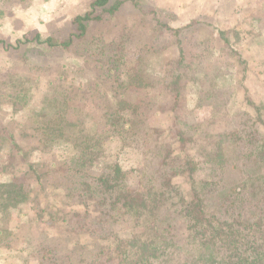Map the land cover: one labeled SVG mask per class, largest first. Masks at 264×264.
<instances>
[{"label":"rangeland","instance_id":"obj_1","mask_svg":"<svg viewBox=\"0 0 264 264\" xmlns=\"http://www.w3.org/2000/svg\"><path fill=\"white\" fill-rule=\"evenodd\" d=\"M115 1H123V7L112 15L99 7L91 9L93 0H0V42L5 43H0V122L4 123L0 126V182L13 177L27 191L26 204L5 213L0 209V264H40L42 260L31 255L42 245L56 249L58 262L68 258L73 264L92 263L94 244L85 230L78 235V230L72 234L65 231V244L50 239L56 238L53 223L64 221L71 212H87L82 222L86 229L97 222L99 209L92 199L83 205L87 195L85 199L66 195V177L72 172L68 176L72 179L74 173H67L72 164H62L77 150L75 139L93 131V122L100 125V131L104 129L105 103L98 97L102 90L91 85L102 82L107 86L121 71L119 77L128 84L124 99L139 109L137 122L144 120L128 133L127 146L125 142L106 146L112 160L128 173L141 166L142 156L136 148L156 146L152 153L160 161L159 156L166 157L170 150L180 153L182 159L170 160L169 165L163 162V172L155 177L157 188L165 192L162 198L189 200L197 189L204 190L198 184L207 181L206 196H200L207 209L213 208L211 196L225 187V170L217 171L216 176L209 164H201L198 167L205 171L189 174L181 172V166L191 159L199 161L198 157L207 153V136H230L239 131L244 119L239 112L249 109V100L264 103V0H110ZM86 12L102 20L89 23L86 38L75 40L69 49L45 52L30 47L35 45L32 43L14 50L17 40L35 32L59 44L68 42L72 20ZM172 28L181 30L175 35ZM219 31H226L224 38L240 56L225 47ZM121 41L127 51L114 75L108 76L102 70L114 65L122 54L115 50ZM7 45L12 49L5 51ZM176 78L177 96L171 91ZM105 89L107 93L110 90ZM51 91L52 96L46 98ZM15 93L21 94L12 100ZM163 108L168 111L155 114ZM259 112L264 118V106ZM174 116L186 132L185 144L173 143L169 125ZM258 116L253 112L248 126L257 122ZM79 123L82 125L75 127ZM19 149L22 152L16 157ZM170 169L177 170L174 179L166 178ZM130 173L125 177L128 186L144 190L146 181L136 172ZM164 206L160 210L153 206L160 231L169 228L168 222H175L176 208ZM113 222L114 233L120 236L140 231L134 226L136 221L124 215H115ZM80 227L73 226V230ZM173 228L170 232L180 235L178 246L185 244L195 258L189 231L176 222ZM112 240L114 237L103 244ZM76 244L77 252L68 253ZM175 252L176 263L181 264L185 250Z\"/></svg>","mask_w":264,"mask_h":264},{"label":"trees","instance_id":"obj_2","mask_svg":"<svg viewBox=\"0 0 264 264\" xmlns=\"http://www.w3.org/2000/svg\"><path fill=\"white\" fill-rule=\"evenodd\" d=\"M122 5L123 1L93 0L90 8L99 7L105 13L115 15L123 7ZM91 15V12H86L72 20L73 27L69 33L68 42L59 44L52 37H43L35 32L32 34L33 36L25 34L22 39L17 40L14 50H19L32 43L35 45L30 47H40L45 52L57 47L69 49L71 45L77 42H74L75 40L86 38L85 35L89 32L88 26L91 22L94 20L101 22V16L92 17ZM172 30H174L173 34L178 35L181 28H172ZM225 33L226 31L218 32L225 43V47L234 51L233 45L228 42L227 38H224ZM122 38L124 36L118 40ZM0 43L5 44L3 41ZM123 44L121 41L115 49L122 53L115 59V64L108 65L102 70V72L108 73V76L114 75L113 73L117 70L116 67L120 65V59L124 58L123 52L127 51V48L122 47ZM10 49L12 47L7 45L5 51ZM233 54L240 56L235 51ZM232 57L234 58V56ZM121 75L122 72L118 71L113 82L107 86L102 82L91 85V87L96 86L102 90L98 97L103 99L105 103L102 113L104 129L100 131V125L93 122V131L87 132L88 134L84 137L80 136L79 139H75L77 150L69 154L62 163L72 164L71 170L68 169L67 173L72 170L74 173L72 179L68 178L72 172L66 177V182H69L66 195L69 196L73 193V197L79 196L82 199H85L87 195L83 205H87V201L92 199L94 205L99 209L95 216L97 222L93 228L86 229L82 222L83 218L88 216L87 212H71L72 215L66 216L67 219H63L64 221L53 223L56 238L50 237L51 243L57 238L61 243H64L65 231H71L72 234L73 231L78 230L75 232L78 235L85 230L93 240L92 244L94 245L91 246V249L93 254H96L92 258L91 264H178L179 262L176 263L175 259L176 250H185L186 258L181 264H264V118L260 117L259 112L264 103H253L249 100L247 103L252 111L248 109L239 112V115L244 119L241 122V129L235 133H230L234 137L217 133H214V136H207L205 147L209 150H206L207 153L203 154V158L199 156V161L193 159L185 161L184 165L181 166L180 171L189 172V174L205 171L198 167L201 164H209L211 166L210 171L216 176H219L217 171L223 173L225 170L224 176L227 175L225 187L211 196V199H214L211 202H214L215 205L213 204V208L210 207L212 209H207L203 200L200 199L203 194L204 197L206 196L207 192L205 191L209 183L207 181L198 184L199 189L204 190L197 189L196 195L189 200L174 197L172 199L171 197L162 198L165 196V192L159 191L160 187L157 188L156 175L163 172V162L164 165H169L170 160L183 158L178 152L173 154L172 150L164 155L166 156L164 158L162 155H158L162 157L160 161L152 153L156 146L148 145L142 146L141 149L136 148L135 150H138L142 156L141 166L137 170L128 171V173L136 172L140 178L146 181L147 187L144 190H136L130 188L126 183L127 170L123 169L119 162L112 160L106 146L112 142H119L120 144L125 142L127 146L128 133H131L135 126L144 120L137 122L140 115L139 109L131 106L124 99L125 92H128V84L123 77H119ZM178 79H174L171 83L173 86L171 91L175 93V96L178 92L176 88ZM119 81L120 85L117 88L115 85L119 84ZM105 87L110 89L108 93ZM53 92L46 93V98L52 96L51 93ZM20 94L15 93L11 97L12 100L18 98ZM166 94L170 93L167 92ZM28 102H30L29 99H27ZM166 111L168 110L163 108L155 114L158 115ZM253 112H257L259 116L257 122H254L250 127L248 124ZM1 124L4 123L0 122V126ZM180 124L178 118L174 116L169 125V132L173 134V143L179 141V143L185 144L188 140L185 138L186 132L181 130ZM81 125L82 123H79L75 127L79 128ZM126 139L127 141H124ZM156 145L158 146L157 143ZM21 152L22 150L19 149L16 157ZM176 171L170 169L166 178L174 179ZM166 182H170V180L167 179ZM26 196V188L19 184L16 178L10 177V179L0 182V209L3 213L16 210L18 206L26 204ZM155 205L158 210L164 205L163 209L176 208L174 210L176 213L173 215L174 221L184 226L187 232L189 231L192 239L189 244L193 246L197 254L195 258L190 255V250L184 248L183 245L185 244L178 246L180 243L179 234L173 235L171 233L175 222H168L169 228L166 227L160 231L159 225L155 224L158 219V212L153 208ZM56 210L59 212V209ZM225 212L230 214H225ZM118 214L120 217L124 215L126 218L135 220L134 226L138 225L137 228H140V231L129 236L127 234L120 236L114 233L115 224L113 221L115 215ZM76 225H81V227L73 230V226ZM70 227L71 230H69ZM111 237H114L112 243L103 244ZM99 240H101V244H97ZM76 246L71 247L72 252L69 249L68 253L77 252L78 246ZM64 250L66 249L64 248ZM31 252L32 249L27 254ZM55 253L54 247L42 245L37 246L35 254L31 256L40 258L42 260L40 264H43L44 260H47V264H73V260L68 258L58 262L54 258Z\"/></svg>","mask_w":264,"mask_h":264}]
</instances>
